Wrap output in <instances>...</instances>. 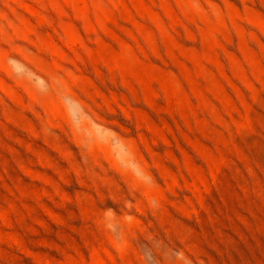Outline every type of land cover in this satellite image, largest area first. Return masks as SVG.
Segmentation results:
<instances>
[{
    "label": "rangeland",
    "instance_id": "rangeland-1",
    "mask_svg": "<svg viewBox=\"0 0 264 264\" xmlns=\"http://www.w3.org/2000/svg\"><path fill=\"white\" fill-rule=\"evenodd\" d=\"M0 264H264V0H0Z\"/></svg>",
    "mask_w": 264,
    "mask_h": 264
}]
</instances>
